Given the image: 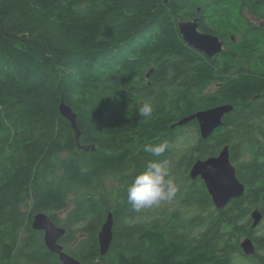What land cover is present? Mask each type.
Masks as SVG:
<instances>
[{
	"label": "trees",
	"instance_id": "1",
	"mask_svg": "<svg viewBox=\"0 0 264 264\" xmlns=\"http://www.w3.org/2000/svg\"><path fill=\"white\" fill-rule=\"evenodd\" d=\"M174 5L0 0V264H62L31 226L41 211L66 229L59 243L82 264H237L244 256L241 238L256 232L251 211L264 219V75L241 67L243 75L224 77L228 59L194 56L176 34ZM61 101L76 114L78 137ZM144 103L151 118L139 114ZM222 103L233 110L206 139L193 120L171 126ZM162 142V156L145 151ZM225 144L246 190L218 209L188 172ZM163 159L178 173L170 169L180 207L137 213L128 187ZM108 212L113 239L101 256L97 235ZM245 257L264 264L259 251Z\"/></svg>",
	"mask_w": 264,
	"mask_h": 264
},
{
	"label": "water",
	"instance_id": "2",
	"mask_svg": "<svg viewBox=\"0 0 264 264\" xmlns=\"http://www.w3.org/2000/svg\"><path fill=\"white\" fill-rule=\"evenodd\" d=\"M166 2L167 0H164V3ZM197 26L196 20H177V29L188 46L209 58L223 51V47L217 38L204 34L198 30ZM232 110L233 105L230 103L217 104L185 115L171 126L183 125L195 120L200 137L206 139L216 128L224 124L223 117ZM59 111L70 122L76 137H78L80 129L76 121V114L72 108L64 101H61ZM188 177L191 181L200 179L204 183L214 206L218 209L224 208L232 198L240 197L245 187L244 184L239 182L235 166L230 161L228 144L223 145L216 155L196 159L189 169ZM250 218L252 228L257 227L263 219L262 213L258 209L251 212ZM31 226L35 230L42 231L44 245L50 252L58 255L62 264H82L74 256L66 252L59 243V239L66 233V229L56 225L46 212L35 213ZM97 237L99 253L103 256L108 252L113 239V216L111 212H108ZM240 247L246 256L256 253V246L251 237H244L240 242Z\"/></svg>",
	"mask_w": 264,
	"mask_h": 264
},
{
	"label": "flooded vegetation",
	"instance_id": "3",
	"mask_svg": "<svg viewBox=\"0 0 264 264\" xmlns=\"http://www.w3.org/2000/svg\"><path fill=\"white\" fill-rule=\"evenodd\" d=\"M174 7V9L168 8L171 13L179 15L176 18V34L183 44L194 53V56L197 53L203 60L211 62L228 59L230 65L227 67L224 77L243 75L245 72H237L241 67L248 69V72H258L264 75L263 71L249 70L255 62L264 69V0H175ZM178 19L196 20L198 30L217 38L223 51L209 58L188 46L177 29ZM235 64L236 69H233ZM150 69L147 71L146 77L154 71V68ZM208 88H211L210 85ZM198 135L200 136L199 129ZM255 138L263 139L262 136ZM170 169L173 174H178L173 168ZM253 229L256 232L252 240L257 251L264 250L261 248V240L264 235L257 234L260 230L259 225ZM259 255L261 256V254Z\"/></svg>",
	"mask_w": 264,
	"mask_h": 264
},
{
	"label": "clouds",
	"instance_id": "4",
	"mask_svg": "<svg viewBox=\"0 0 264 264\" xmlns=\"http://www.w3.org/2000/svg\"><path fill=\"white\" fill-rule=\"evenodd\" d=\"M141 117L151 118L154 108L150 103H144L138 108ZM168 148L167 142L154 146H146L145 151L155 157H160ZM178 187L171 176L167 159L154 160L137 174L128 187L127 200L135 211L148 209L163 201H169L176 196Z\"/></svg>",
	"mask_w": 264,
	"mask_h": 264
},
{
	"label": "rangeland",
	"instance_id": "5",
	"mask_svg": "<svg viewBox=\"0 0 264 264\" xmlns=\"http://www.w3.org/2000/svg\"><path fill=\"white\" fill-rule=\"evenodd\" d=\"M170 168H173V163H172V162L169 164V169H170ZM181 174H182V173H181V171H180L178 177H181ZM182 182H183V180H182ZM106 183L108 184V186L106 187V189H107V188H111V189L113 190V184L111 183V181H110L109 179L106 180ZM185 185H186L187 188H188L189 185L192 186L191 183H186ZM192 189H193V188H192ZM192 189H191V190H192ZM245 190H246V188H245ZM244 193H245V191H244ZM243 195H244V194H243ZM243 195H242V196H243ZM178 202H179V201H177V198H176V196H175L173 199H171V200H169V201H163V202L159 203L158 205H155V206L149 208V209H153V210H155L151 216L159 215L160 213H156V212H158V211H168V212H170V211L174 210L175 208L180 207V205H179ZM252 211H253V210H252ZM252 211H251V212H252ZM137 213L145 214V209H142L141 211H139V212H137ZM155 213H156V214H155ZM141 218H142V217H140V216H137V217H136L137 220H138V219H141ZM259 227H260V230H259V232H257V234H259V235L263 234V235H264V219H263V220L261 221V223L259 224ZM256 251H257V250H256ZM259 254L264 255V250H263V249H260V250H259ZM252 256H253V255H252ZM249 257H250V256H249ZM236 261H237V264H253V259H250V258L245 257V256H240V257H238V258L236 259ZM257 262L260 263L261 261L257 260Z\"/></svg>",
	"mask_w": 264,
	"mask_h": 264
},
{
	"label": "bare ground",
	"instance_id": "6",
	"mask_svg": "<svg viewBox=\"0 0 264 264\" xmlns=\"http://www.w3.org/2000/svg\"><path fill=\"white\" fill-rule=\"evenodd\" d=\"M183 41H184V40H183ZM184 42H185V41H184ZM185 43H186V42H185ZM200 138H201V137H200ZM239 182H240V181H239ZM240 183H242V182H240ZM242 184H243V183H242ZM244 186H245V185H244ZM244 191H245V187H244V190H243V194H244ZM243 194H242V195H243ZM242 195H241V196H242ZM254 210H255V209H254ZM250 214H251V213H250ZM241 252H242V250H241ZM242 254H243V252H242ZM243 255H244V254H243ZM254 255H255V254H254ZM244 256H246V255H244ZM250 256H252V255H250Z\"/></svg>",
	"mask_w": 264,
	"mask_h": 264
}]
</instances>
